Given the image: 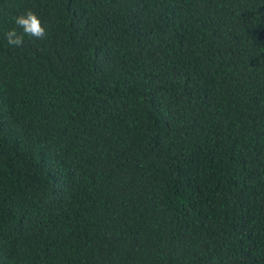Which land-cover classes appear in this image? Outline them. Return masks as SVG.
I'll return each instance as SVG.
<instances>
[{"label": "trees", "instance_id": "trees-1", "mask_svg": "<svg viewBox=\"0 0 264 264\" xmlns=\"http://www.w3.org/2000/svg\"><path fill=\"white\" fill-rule=\"evenodd\" d=\"M0 264H264V0H0Z\"/></svg>", "mask_w": 264, "mask_h": 264}, {"label": "clouds", "instance_id": "clouds-1", "mask_svg": "<svg viewBox=\"0 0 264 264\" xmlns=\"http://www.w3.org/2000/svg\"><path fill=\"white\" fill-rule=\"evenodd\" d=\"M12 22L16 27L5 33V40L9 46L22 47L26 36L37 40H42L46 36V29L32 10H26L24 13L13 17ZM17 28L22 29V31L18 32Z\"/></svg>", "mask_w": 264, "mask_h": 264}]
</instances>
